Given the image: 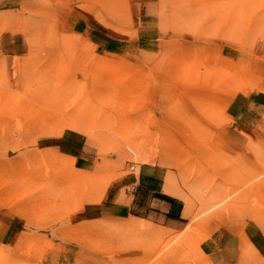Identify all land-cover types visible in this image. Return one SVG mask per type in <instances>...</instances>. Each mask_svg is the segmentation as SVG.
<instances>
[{"label":"rangeland","instance_id":"rangeland-1","mask_svg":"<svg viewBox=\"0 0 264 264\" xmlns=\"http://www.w3.org/2000/svg\"><path fill=\"white\" fill-rule=\"evenodd\" d=\"M150 2L148 19L138 0H0V264H264V116L230 126L264 88V0ZM92 33L115 52L84 51ZM142 166L185 229L75 222Z\"/></svg>","mask_w":264,"mask_h":264},{"label":"crops","instance_id":"crops-1","mask_svg":"<svg viewBox=\"0 0 264 264\" xmlns=\"http://www.w3.org/2000/svg\"><path fill=\"white\" fill-rule=\"evenodd\" d=\"M150 3V0H138V11L143 18L149 19V14L145 13L144 10L147 9L146 5ZM82 21L76 18L71 19L68 27L73 34L84 35L86 28H83ZM11 34L15 36V32H11ZM68 34L70 33L68 32ZM147 38L150 37L142 33V43L139 45L144 46L143 44L147 42ZM79 40H82V38ZM67 41L63 42L67 43ZM117 41L111 36L101 38L92 33L90 40L87 41V49H83L82 45L70 46L68 43L65 48L67 50L82 48L87 53H92L91 45H93V47L98 46L105 52H115L118 47ZM4 44L5 42L1 44V47L5 48ZM3 54L13 55V53L10 54L9 50L4 51ZM263 89L243 95L241 98L232 101L230 105L232 107L230 116L233 119L230 125L231 128L244 131L246 128L256 126L261 121L264 116ZM231 132L232 129L229 134ZM112 177L100 200H85L83 202L79 208L78 220H75V222L92 224L109 218H133L167 230L179 231L185 229L189 222L184 213L186 202L182 197L164 190L166 178L160 174L158 168L142 166L139 172L116 173ZM80 250L83 249L80 248ZM85 256L87 254L84 251L79 252L78 249L75 252L73 251L72 263L70 264H85ZM95 263H98L97 260H95Z\"/></svg>","mask_w":264,"mask_h":264},{"label":"bare ground","instance_id":"bare-ground-1","mask_svg":"<svg viewBox=\"0 0 264 264\" xmlns=\"http://www.w3.org/2000/svg\"><path fill=\"white\" fill-rule=\"evenodd\" d=\"M168 191V190H167Z\"/></svg>","mask_w":264,"mask_h":264}]
</instances>
